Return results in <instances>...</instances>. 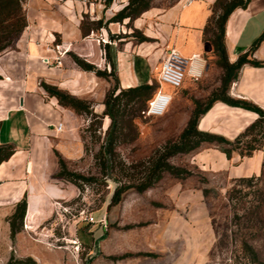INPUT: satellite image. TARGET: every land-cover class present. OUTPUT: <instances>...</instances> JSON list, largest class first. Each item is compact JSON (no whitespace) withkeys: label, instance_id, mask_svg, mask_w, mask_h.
Returning <instances> with one entry per match:
<instances>
[{"label":"rangeland","instance_id":"obj_1","mask_svg":"<svg viewBox=\"0 0 264 264\" xmlns=\"http://www.w3.org/2000/svg\"><path fill=\"white\" fill-rule=\"evenodd\" d=\"M25 1L22 13L27 22ZM92 1H102L107 11L114 3H118L115 8L120 11L129 2ZM175 1L151 0L150 8H167ZM217 10L213 6V11ZM119 11L114 15L108 13L101 24L91 17H84L82 22L86 33L98 35L103 28L107 30L100 38L106 40H101L106 63L108 46L116 44L122 48L125 42H140L145 36L130 20L111 22ZM26 27L11 37H6V31L0 27L3 67L17 63ZM210 37V33L204 36L207 49L202 54L206 61L202 76L186 78L179 89L165 84L164 91L173 96L171 106L162 116H148L144 111L159 87V70L165 58L158 57V68L151 75L150 85L155 86L151 98L142 107L135 102L126 107L115 131L114 154L108 157L103 150L112 121L106 115L104 102L115 80L98 76L105 82L91 86L90 97L82 99L90 111L79 114L84 149L72 159H63L66 170L75 176L62 174V157L57 153V166L47 176L49 184L66 190L65 197L45 193L43 198H33L40 211L36 224H30L26 212L22 222L17 220L20 231L14 237L10 218L17 202L2 203L4 199L0 197V264H264V166L259 176L247 178L233 179L224 170L210 171L194 156L208 143L204 142L189 153L169 159L173 165L187 170L188 176L180 178L164 172L152 187L142 192L136 189L149 158L168 141L178 139L197 105H204L221 85L223 70L217 64ZM154 41L147 40L155 46L153 57L161 48ZM70 59L74 62L71 54ZM54 65L61 64L55 59ZM98 68L111 69L107 64ZM208 144L218 149L231 148L238 154H247L253 146L256 149L252 153H264V123L246 131L230 145ZM119 185L133 187L115 202L113 196ZM91 216L95 223L87 221Z\"/></svg>","mask_w":264,"mask_h":264},{"label":"crops","instance_id":"obj_2","mask_svg":"<svg viewBox=\"0 0 264 264\" xmlns=\"http://www.w3.org/2000/svg\"><path fill=\"white\" fill-rule=\"evenodd\" d=\"M188 1L177 0L167 8L155 6L132 21L136 29L161 47L155 57L152 56L155 46L147 41H127L122 48L116 44L108 46L122 88L150 85L151 75L158 68V57L162 59L171 48L186 57L202 56L206 49L204 29L214 14L217 0ZM24 5L27 27L21 39L22 54L16 64L0 65V145L15 148V153L0 164V197L4 199L2 203L9 200L15 203L26 195L27 219L35 225L40 211L33 198H43L45 193L65 197L66 190L47 180L57 166L55 154L68 160L84 149L81 115L61 105L44 85L88 99L91 86L105 81L94 72L82 70L72 62L70 54L98 67L107 64L111 68L109 61H104L100 40L107 30L103 28L98 35L84 33L82 22L84 17L101 21L108 13L114 15L119 10L115 8L118 3L107 11L102 1L92 0H26ZM261 37L252 59L264 64V0H250L246 7L233 11L225 24L229 60L237 61ZM59 55L62 63L55 66ZM229 95L264 110V65L245 64L231 83ZM258 117L255 111L216 101L201 116L198 127L234 140ZM60 123L62 129L58 130ZM194 156L202 167L224 170L233 179L259 176L264 166L261 150L245 157L233 153L228 158L216 145L207 143Z\"/></svg>","mask_w":264,"mask_h":264},{"label":"trees","instance_id":"obj_3","mask_svg":"<svg viewBox=\"0 0 264 264\" xmlns=\"http://www.w3.org/2000/svg\"><path fill=\"white\" fill-rule=\"evenodd\" d=\"M25 0H0V27L4 28L6 31V37H11L17 33H21L26 27L27 22L23 16V2ZM250 0H217L214 6L218 7L217 11H213L214 14L208 21L204 29V35L207 33L211 34L208 38L214 47V53L218 57L217 64L222 68L223 74L221 77V85L217 91H215L211 98L204 104H198L193 111L186 127L181 132L178 139L174 141H168L161 149H159L155 155H153L147 161L148 165L145 168L143 176L140 178L141 181L137 184L136 189L139 192L145 191L146 189L152 187L157 181H159L164 172H169L170 174L184 178L189 175V172L183 168L173 165L170 163L169 159L177 154L189 153L202 143H216L220 144H232L234 141L240 139L246 131L252 130L264 123V110L246 100L234 98L229 95V90L231 83L237 78L240 69L245 64H252L255 66L264 65L261 62L252 59V53L259 45L262 37L258 39L250 51L241 55L237 61L231 62L228 57L226 44H225V24L229 15L238 8H244L247 6ZM110 0L108 1V4ZM151 0H129V2L111 19V22H122L125 19H129L130 22L138 18L142 13L150 9ZM100 24L101 22L98 21ZM7 23L5 26L4 24ZM86 33V32H84ZM148 38L143 36L140 42L147 41ZM11 40L8 41L10 43ZM2 47H0L1 51ZM73 61L85 71L94 72L97 76L105 78H113L115 80V85L108 91L105 97L106 115L111 118V132L109 134L107 146L103 150L105 157L112 156L115 149V131L121 125L122 118L125 116L126 107L132 103H140L145 105L147 101L151 98V92L155 89L154 85H139L130 88H122L120 85V80L118 73L115 69L112 57L107 52V58L111 65L109 71L98 68L93 63L87 61L74 53H71ZM46 91L51 95L58 98L61 105L70 107L74 109L78 114L88 113L90 111L89 105L86 101L77 98L76 96L57 88L56 86L44 85ZM154 95V94H153ZM216 101H223L231 106H237L255 111L259 117L252 123L246 130L241 133L234 140H228L223 136L212 134L209 132L201 131L198 127L199 120L202 115H204ZM124 106V107H122ZM221 151L226 154L228 158L232 157L233 150L231 148L220 147ZM255 147H250L247 154L241 153L242 157L251 156ZM15 153V148L12 145H0V164L8 160ZM59 163L62 174H67L70 177L75 176V174L68 172L66 170L65 163L62 158H59ZM81 177V176H76ZM82 178V177H81ZM133 186L131 185H119L116 188L113 200L115 202L120 201L123 193L128 191ZM28 201L25 195L16 204L15 213L10 218L11 226V236L14 237L16 233L20 231V226L17 224V220L22 222L26 211H27ZM8 264H12L9 262Z\"/></svg>","mask_w":264,"mask_h":264},{"label":"built area","instance_id":"obj_4","mask_svg":"<svg viewBox=\"0 0 264 264\" xmlns=\"http://www.w3.org/2000/svg\"><path fill=\"white\" fill-rule=\"evenodd\" d=\"M189 0L187 3H190ZM104 43L106 40L101 39ZM46 63H50L49 59H45ZM57 64H61V60L56 58ZM206 61L201 55L193 54L191 57L184 56L176 48L169 49L162 62L159 72L158 83L159 87L148 102V107L144 114L148 116L164 115L172 104L173 96L171 93L164 91L163 86L170 85L175 89L183 86L187 77L199 78L202 76ZM62 129V123L58 125V130ZM90 223H95L96 220L91 216L88 218Z\"/></svg>","mask_w":264,"mask_h":264},{"label":"water","instance_id":"obj_5","mask_svg":"<svg viewBox=\"0 0 264 264\" xmlns=\"http://www.w3.org/2000/svg\"><path fill=\"white\" fill-rule=\"evenodd\" d=\"M207 49V48H206Z\"/></svg>","mask_w":264,"mask_h":264}]
</instances>
